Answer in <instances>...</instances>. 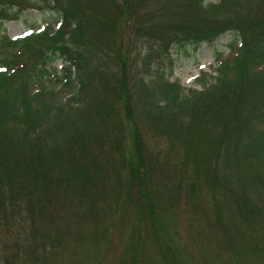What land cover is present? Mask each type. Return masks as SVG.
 <instances>
[{"label":"trees","instance_id":"obj_1","mask_svg":"<svg viewBox=\"0 0 264 264\" xmlns=\"http://www.w3.org/2000/svg\"><path fill=\"white\" fill-rule=\"evenodd\" d=\"M226 34L211 81L170 79ZM70 259L264 264V0H0V264Z\"/></svg>","mask_w":264,"mask_h":264},{"label":"rangeland","instance_id":"obj_2","mask_svg":"<svg viewBox=\"0 0 264 264\" xmlns=\"http://www.w3.org/2000/svg\"><path fill=\"white\" fill-rule=\"evenodd\" d=\"M208 1L212 2L215 0ZM157 17L158 16H156V19ZM34 24H38L39 27H42L46 24V22L43 21V16L38 11L30 9L24 12L19 17V19L6 22L5 28L9 36L19 37L25 32L29 31V29ZM231 39L232 38L230 35L226 34L218 37L212 45L202 44L195 50L189 47L176 50V52L173 54V74L170 76V79L172 81H178L179 84L184 88H193L195 86L198 87L201 85V83L206 82V80L211 81V77L215 75L216 66L218 65V61L216 60L217 55H219L221 58L230 56V59L232 52H235V48L229 49L227 47ZM229 232L230 233L228 235L235 237V240L238 241V244L241 248V241L245 235L244 229L230 228ZM251 236L254 238V240H256L258 237V232L255 230L252 231ZM84 241L88 240L84 239ZM229 244H231V247L236 246L235 241H232ZM85 249L93 251L94 253L96 251L95 247L88 248L87 244ZM121 250L122 246L116 244L113 245L107 253L112 255L114 252ZM70 256L76 259L84 258L77 245L76 254ZM66 263L71 264L72 259L68 260Z\"/></svg>","mask_w":264,"mask_h":264}]
</instances>
